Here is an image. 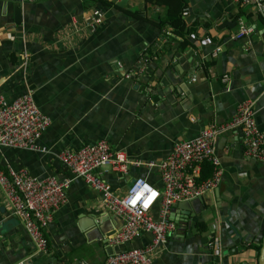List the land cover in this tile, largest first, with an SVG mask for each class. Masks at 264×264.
<instances>
[{
  "label": "crops",
  "instance_id": "0c3cea01",
  "mask_svg": "<svg viewBox=\"0 0 264 264\" xmlns=\"http://www.w3.org/2000/svg\"><path fill=\"white\" fill-rule=\"evenodd\" d=\"M106 1L109 7H92L87 0H0V93L11 100L29 92L49 118L38 140L49 152L0 147L1 169L71 177L53 153L103 139L127 160L124 172L108 164L96 169L121 196L136 176L159 187L155 164L172 144L229 120L242 100L252 102L254 122L264 129V19L252 7L184 0V22L208 27L185 35L181 47L182 38L153 22L164 7ZM89 8L104 15L92 28L83 19ZM238 18L253 23L255 31L233 40ZM239 138L238 130L214 138L220 181L201 201L171 206L175 229L150 264H256L253 245L260 248L264 231V162L244 156ZM121 223L96 191L72 178L64 203L42 228L47 250L35 253L0 187V264H102L108 255L150 239L141 233L110 243Z\"/></svg>",
  "mask_w": 264,
  "mask_h": 264
},
{
  "label": "built area",
  "instance_id": "2783aa9c",
  "mask_svg": "<svg viewBox=\"0 0 264 264\" xmlns=\"http://www.w3.org/2000/svg\"><path fill=\"white\" fill-rule=\"evenodd\" d=\"M232 1L252 7L264 19V0ZM182 14L185 12L182 11ZM103 16L102 9L93 8L83 19L92 28L102 22ZM254 31L253 23H246L238 18L235 31L229 38L242 39ZM128 76L129 74H125V77ZM253 114L252 102L242 100L229 120L211 124L194 137L175 141L170 151L155 164L159 187L136 176L128 182L123 195H115L107 179L96 169L108 164L113 170L124 172L127 160L121 151L111 150L103 139L82 144L76 149H61L53 153L71 177L38 178L30 175L25 168L7 167L0 168V187L4 191L11 215L21 221L29 235L34 252L45 253L47 248L42 228L50 222L54 211L64 203L65 189L70 179H81L98 193L104 208L122 220L120 228L110 236V243L120 245L139 237L141 233L150 235V239L144 244L120 249L108 255L102 264H150L152 253L165 243L175 229V223L169 216L171 206L180 201L201 197L206 191L216 188L220 181L221 170L213 150V140L217 135L238 130L243 155L264 162V129L257 127ZM48 124L49 118L40 111L29 92L11 100L0 93V147L48 153L49 150L38 142ZM203 163L209 164L210 171L202 179L200 173ZM132 164L137 165L138 162L132 161ZM152 164L147 163L148 166ZM138 181L148 183L159 193L147 209L142 207V203H138L135 208L126 203ZM206 245L214 248L213 252L217 253L214 241L209 240ZM13 264H24V260Z\"/></svg>",
  "mask_w": 264,
  "mask_h": 264
},
{
  "label": "trees",
  "instance_id": "16d2710c",
  "mask_svg": "<svg viewBox=\"0 0 264 264\" xmlns=\"http://www.w3.org/2000/svg\"><path fill=\"white\" fill-rule=\"evenodd\" d=\"M146 4H153V5H160L161 7H164L163 14L158 17L157 20L153 21L158 28L167 27L170 29V32L174 36H179L182 38V42L180 44L181 47H184L186 44L185 41V35L192 32L195 28L198 26H201L202 28L206 29L208 26L206 24H200L193 22L191 24H186L183 20V17L181 15L182 10L185 8V2L184 0H143ZM87 3L89 6L98 5L100 7H109L110 2L106 0H87ZM92 8H89L91 11ZM250 16V13H246L245 17ZM258 19L262 18L258 15H256ZM260 17V18H259ZM263 19V18H262ZM246 21V20H245ZM210 171V166L208 163H203L201 166V173L200 177L203 179L208 176ZM203 229V228H202ZM254 246V249L258 253L259 245L257 244Z\"/></svg>",
  "mask_w": 264,
  "mask_h": 264
},
{
  "label": "clouds",
  "instance_id": "9594fccd",
  "mask_svg": "<svg viewBox=\"0 0 264 264\" xmlns=\"http://www.w3.org/2000/svg\"><path fill=\"white\" fill-rule=\"evenodd\" d=\"M158 195L157 190L151 185L144 181H138L137 185L131 190L126 203L132 208H135L138 203H142V207L147 209Z\"/></svg>",
  "mask_w": 264,
  "mask_h": 264
},
{
  "label": "water",
  "instance_id": "95a60500",
  "mask_svg": "<svg viewBox=\"0 0 264 264\" xmlns=\"http://www.w3.org/2000/svg\"><path fill=\"white\" fill-rule=\"evenodd\" d=\"M13 18H14L15 23H18L20 21V11H19L18 6H16V5H14V7H13ZM194 200H200L201 201V197H195L193 199L180 201V202H190V201L192 202ZM171 219H173V218L171 217ZM256 264H264V231H263L262 238H261V245H260V248L258 250V256H257Z\"/></svg>",
  "mask_w": 264,
  "mask_h": 264
}]
</instances>
